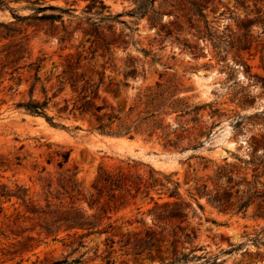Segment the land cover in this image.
I'll return each instance as SVG.
<instances>
[{
    "label": "rangeland",
    "instance_id": "rangeland-1",
    "mask_svg": "<svg viewBox=\"0 0 264 264\" xmlns=\"http://www.w3.org/2000/svg\"><path fill=\"white\" fill-rule=\"evenodd\" d=\"M0 1L4 3L0 32L14 35L0 38V49L23 37L30 52L29 58L5 66L7 61L0 55V185L24 187L36 206L73 203L95 212L107 201L92 188L99 169L117 174L122 183L109 202L116 206L107 213L110 219H103V224L112 222L113 229L82 238L81 247L72 244L66 232L42 237L37 247L20 255L7 253L8 243L0 239V264L56 260L62 264H160L147 251L135 252L148 227H154L149 210L155 202L172 200L160 185L166 183L163 175L179 183L180 198L189 205L181 224L197 234L189 243L179 240L178 252L194 250L175 264H264V0H154L151 5L143 0H102L103 14L116 15L114 19H101L90 9V0ZM46 5L63 12L35 11ZM46 14L60 15L67 31L64 41H60L59 21L53 22L55 29L49 34L44 32L46 21L29 26L33 19L24 18ZM93 27L114 40L109 49L113 61L101 56L99 43L91 44L93 37L87 32ZM70 55H80L81 65L105 73L97 95L90 98L107 112H120L138 88L152 84L159 75L176 74L185 88L183 95L191 96L194 103H208L198 115L209 131V136L200 138L204 145L179 151L164 147L156 138L91 130L88 117L71 110L76 93L62 72ZM37 58L42 60L37 61L36 72L27 64ZM128 61L137 76L127 77L124 86ZM32 83L33 99L47 97L45 113L52 123L16 107L29 99ZM55 150L70 151L62 167L57 165L60 158ZM218 171L225 175L217 178ZM70 179L98 201L91 209L71 191ZM202 184L206 190L221 184L233 208L222 211L212 206L196 190ZM0 203L6 215L24 209L15 198L0 199ZM171 239L167 234L162 248Z\"/></svg>",
    "mask_w": 264,
    "mask_h": 264
},
{
    "label": "trees",
    "instance_id": "trees-1",
    "mask_svg": "<svg viewBox=\"0 0 264 264\" xmlns=\"http://www.w3.org/2000/svg\"><path fill=\"white\" fill-rule=\"evenodd\" d=\"M147 5H151L154 0H143ZM0 5H4L0 1ZM192 5L196 6L195 3ZM90 9H95V14L99 15L101 19H114L116 15L111 13L103 14L106 8L102 0H90ZM55 9L60 12L63 10L59 7L46 5L36 8L35 11ZM24 18H31L33 21L27 23L29 26H38L35 22L46 21L48 27L44 30L45 33L53 34L55 20L59 21L63 30L60 36V41H64L67 37V31L64 28L63 20L60 15L46 14L41 16H25ZM33 22V23H32ZM95 24V23H93ZM87 34L93 37L91 44L99 43L103 49L101 56L107 55L106 59L113 61L109 49L114 40L108 38L102 32H99L96 27H93ZM8 33L0 32V38L6 39L13 37ZM26 54V55H24ZM0 55L3 56L7 64H16L22 58H29L30 52L27 45V38L18 37L6 44L4 48L0 49ZM93 57V56H92ZM85 58V57H84ZM29 62L28 68L34 69L36 72L39 69L37 61ZM81 58L78 56H67L63 73L67 75V82L76 93L75 99L72 103L73 113H77L81 117H88L91 130H95L100 134L113 136H128L130 138L135 135H142L147 139L156 138L160 140L164 147L184 151L187 149H196L204 145L202 136H209V131L204 130V126L199 123V112L208 106V103H194L191 96L183 95L185 88L181 83L180 78L176 74L164 76L159 75V78L152 84L146 85L143 89L138 88L131 97V101L127 106H124L120 112H107L101 105H96L90 94L95 93L103 84L105 73L94 70L85 64H80ZM102 67L104 69V64ZM127 64L129 69L123 72L125 81L124 86H127V77H136L137 70L131 61ZM116 69V64L112 65ZM36 73L34 80H37ZM34 84L29 88V99L16 103V107L22 108L25 112L32 115L44 116L47 120H51L45 113L47 108V97L43 101H38L32 98L31 93ZM44 90V87L41 86ZM113 95H116V90L109 89ZM213 114H217L218 110H211ZM51 122V121H50ZM52 123V122H51ZM216 124V123H215ZM54 154L60 158L58 160V167H62L69 159L70 151L55 150ZM204 159L203 157H201ZM210 160L206 159L205 162ZM49 163V161H48ZM1 166V165H0ZM203 169L208 167L204 164ZM224 172H216L217 178H221ZM166 183L161 182V186L167 188V196L172 200L164 201L162 203H154V207L149 210L152 215L153 226H149L144 235L140 238L138 247L139 251L135 254H142L147 251L151 258L159 260L160 264H175L177 261H184L193 252L185 253L177 251V245L181 239L183 242H190L196 238L197 234L192 228L186 229L181 223L187 216L188 204L181 198L178 191L179 183L173 181L170 176L163 175ZM71 191L79 195V199L87 203L91 209L98 201L92 199L91 193H84L74 180H69ZM168 184H171L168 185ZM121 178L117 174H112L99 169L96 178L92 184V188L98 195L104 194L107 201L101 203L97 211L88 212L87 209L76 206L73 203L67 207H51L48 203L41 207L33 204L27 197V190L17 184L13 188L6 185H0V199L10 200L15 198L19 204L24 207L23 211H16L15 214L6 215L3 212L4 208L0 205V239L6 240L8 243L7 253L11 255H20L24 252L31 251L38 246L42 237L55 238L60 232H66L67 236L73 238L72 244L76 242L77 247L83 246L82 238L92 233H106L113 229L112 222L103 224V219H110L107 213L115 208L109 204L115 198L114 192L121 188ZM196 190L199 195H204L207 201L219 210L226 211L233 208V203L229 201L228 192L220 185H216L213 190H206V185L197 186ZM1 204V203H0ZM245 204L239 206L244 207ZM201 208V207H200ZM202 209V208H201ZM212 223L214 220L207 219ZM29 222L30 226H22L23 223ZM70 232H72L70 234ZM167 234L172 236L169 246L162 248L161 243ZM113 244L112 240H109ZM112 246V245H110ZM4 249L3 247L1 250ZM168 253L163 256L164 253ZM153 253V254H151ZM82 255L73 259L78 262ZM191 257H197L192 255ZM166 258L169 260L166 261ZM12 259V258H11ZM210 259V257H209ZM215 257L213 258V261ZM110 260L107 259L106 263ZM41 264H62L63 261L56 260L50 263Z\"/></svg>",
    "mask_w": 264,
    "mask_h": 264
}]
</instances>
